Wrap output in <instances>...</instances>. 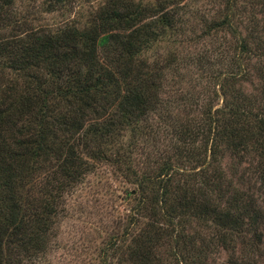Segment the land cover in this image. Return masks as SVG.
<instances>
[{"label": "trees", "instance_id": "1", "mask_svg": "<svg viewBox=\"0 0 264 264\" xmlns=\"http://www.w3.org/2000/svg\"><path fill=\"white\" fill-rule=\"evenodd\" d=\"M220 1L200 40L226 32L238 47L198 53L204 97L171 100L180 55L161 46L183 0H95L86 23L53 25L31 0H0V264H58L62 222L103 167L134 186L132 205L71 264H264V207L234 177L255 160L264 188V0Z\"/></svg>", "mask_w": 264, "mask_h": 264}, {"label": "rangeland", "instance_id": "2", "mask_svg": "<svg viewBox=\"0 0 264 264\" xmlns=\"http://www.w3.org/2000/svg\"><path fill=\"white\" fill-rule=\"evenodd\" d=\"M31 2L33 6H39L40 8L39 23L50 25L62 23L68 19H82L81 22L86 23L90 18L89 13L97 7L95 0H78L72 9L51 14L44 11L46 8L43 4L44 0H31ZM183 2L182 6L185 5V11L188 12L181 19V30L172 37V40L161 46L162 51L180 55L179 67H174L169 71L168 82L171 89L169 98L171 100L178 95L177 92L180 89L184 92H190L192 97L193 95L204 97L208 84L206 79L209 77L206 74V68L210 66L205 62L198 64L195 61L194 58L198 53H201L207 47L218 48L221 45L220 48L227 50L230 58L238 45L226 32H220L214 38H201L200 40L204 25L213 18V14L220 6V0H183ZM192 58L193 60H191ZM210 71V76H214V73L220 71V69L218 66H213ZM246 88L249 92L253 89L252 85L249 84ZM173 115L183 118L188 113L174 109ZM195 115H198V113L196 112ZM166 153L172 154L168 150ZM224 163L226 165L230 161L226 160ZM255 163V160L249 159L246 164H242V168L234 176L235 183L237 187L249 185L251 191L259 198L260 205L262 204V207H264V188L259 186L260 183L257 177L251 174ZM142 166L143 164L140 161L139 167L142 168ZM241 179L244 182H241ZM86 183L88 184L87 189L79 193V203L71 209L69 216L62 222L59 230V240L61 242L60 247L63 248L54 257L53 262L55 263L71 264L74 261L79 263L88 260L90 252L93 251L95 246L98 247L101 239L107 238L112 230L118 231L122 228L123 218L131 208L132 202L129 201V197L134 186L115 176L110 168H101L97 174L89 176ZM212 259L221 263L226 261L227 256L224 252H221V255H212Z\"/></svg>", "mask_w": 264, "mask_h": 264}]
</instances>
